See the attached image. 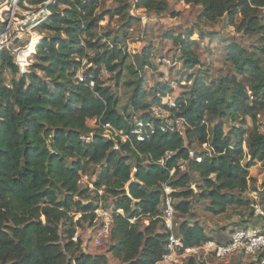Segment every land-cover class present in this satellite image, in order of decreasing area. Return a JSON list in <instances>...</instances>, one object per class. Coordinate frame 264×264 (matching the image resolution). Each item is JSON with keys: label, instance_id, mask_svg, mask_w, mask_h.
Returning <instances> with one entry per match:
<instances>
[{"label": "trees", "instance_id": "trees-1", "mask_svg": "<svg viewBox=\"0 0 264 264\" xmlns=\"http://www.w3.org/2000/svg\"><path fill=\"white\" fill-rule=\"evenodd\" d=\"M107 1L113 7L105 9ZM179 1L200 6L206 22L226 18L239 32L264 40V0ZM28 3L49 12L36 27L41 39L33 65L6 83L5 72L16 75L19 67L10 50L0 52V264H112L107 254L85 252L83 241L73 240L78 227L98 225L100 188L105 199H112L109 251L118 264H157L168 253L163 184L172 189L175 234L185 247L212 238L190 218L195 201H208L206 210L214 215L249 206L243 194L251 187L250 169L264 165V132L258 123L264 111V47L250 51L229 45L227 60L237 75L215 81L188 76L189 90L175 105L163 102L170 87L155 86L154 98L147 101L141 77L123 82L133 89L134 114L126 113L103 74L118 87L124 71L138 75L151 64L149 50L136 63L128 62L124 44L139 21L131 11L162 15L169 1ZM194 34L190 30L184 40L174 39L187 68L199 63ZM155 107L167 117L156 116ZM172 119L185 121L183 131H162ZM226 123L234 124L228 132ZM92 167L99 168L93 191L79 184ZM188 264L199 263L190 258Z\"/></svg>", "mask_w": 264, "mask_h": 264}, {"label": "rangeland", "instance_id": "rangeland-1", "mask_svg": "<svg viewBox=\"0 0 264 264\" xmlns=\"http://www.w3.org/2000/svg\"><path fill=\"white\" fill-rule=\"evenodd\" d=\"M168 1L170 8L162 15L146 12L144 9H132L131 11L132 15L139 17V21L134 24L130 31V38L124 44V49L130 55L128 62L137 61L145 51L149 50L151 53V64L146 66L144 70H139L138 75L131 74L128 70L124 71L122 82L118 87L115 86V80L109 74H103L107 84L117 92L120 99L119 108L121 111L134 114L129 101L133 89L124 86L123 82L141 77L144 80V88L149 92L147 101H152L154 98L152 91H155V86L157 88L170 87L172 90L163 98V102L175 105L177 98L183 97L184 93L189 90L191 82H188V76L202 74L208 80L215 81L220 77L237 75V71L227 60L229 45L236 43L250 51L255 48L264 47V40L260 35L247 36L244 32H239L235 27L228 25L226 18L217 23H209L201 17L202 8L200 6L186 5L179 0ZM113 5L112 1H107L105 9L113 7ZM33 11H40L41 17L49 15V12L43 5H33ZM262 15H264V10L262 11ZM108 23V18H106L101 24L107 26ZM111 27H116L115 20L111 22ZM190 30H194L195 32L192 39L199 41V47L195 50L199 63L195 64L192 68H187L184 64V59L181 58V46L174 39L181 37L184 40L186 33ZM34 31L36 32L37 30H31L32 33ZM38 33L40 38H37L41 39V34L37 31ZM202 35L203 37H201ZM32 36L28 31L23 38H20L16 42L15 46L24 47L29 44ZM261 57L264 60V54ZM30 58L33 59L34 57L31 56ZM18 67L20 69L16 75L5 72L6 83H10L13 78L28 72L30 66L26 65L21 68L18 65ZM239 79L242 80L241 75H239ZM154 114L156 116L162 115L165 118L168 115L156 107L154 108ZM141 115L142 113L134 115L133 121H139L138 119ZM248 123L250 127L252 125L251 120ZM258 123L261 131L264 132V111L258 116ZM89 124L94 127L95 121L91 120ZM233 125V123H226L225 131L228 132ZM182 128L180 130L183 131ZM105 134L109 138L112 136L111 131H105ZM98 170V167H92L90 173L82 174L79 180L80 186L84 189H91L89 184L93 185ZM250 176L252 179L251 187L243 194V197L250 203L248 207L231 206L226 213L214 215L206 210V207L209 205L208 201H195L190 218L193 222L203 225L207 233L212 237L211 239L219 241L228 240L230 232L233 229L244 225L264 226V218L256 216L252 207L254 203H257L264 211V165L258 163L252 167L250 169ZM193 188L196 190L195 185ZM93 195L96 194L93 193ZM97 195L99 197L98 203L102 202L106 208L111 210L112 199H105L106 194L100 196L97 193ZM145 223L148 224V220H145ZM77 232L78 238L83 241L82 247L85 252L94 255L107 254L112 264L119 263L110 254V239H104L99 244L96 243L95 231L93 228L87 227V224L78 227ZM190 258L197 260L199 264H257V259H259L240 253L225 258H218L213 253L206 254L203 252L200 255L181 258L178 264H188Z\"/></svg>", "mask_w": 264, "mask_h": 264}, {"label": "built area", "instance_id": "built-area-1", "mask_svg": "<svg viewBox=\"0 0 264 264\" xmlns=\"http://www.w3.org/2000/svg\"><path fill=\"white\" fill-rule=\"evenodd\" d=\"M45 18L46 16L41 17L40 11H33V5H30L28 0H0V52L7 49L10 50L13 56H15L17 66L19 65L23 68L27 65L30 66V69L34 63V58L31 59L30 57L36 55V46L40 40L38 39L40 38L39 33H32L31 30H35ZM28 31L33 35L29 44L24 47H16V42L20 38H23ZM34 35L38 38L35 39ZM251 99H253L252 95ZM184 123L185 121L183 119H172L162 127V131L180 130L184 126ZM110 129L111 126L106 125V131L110 132ZM140 138L143 139L142 137ZM115 148L118 149V146ZM171 155V152L167 153V157ZM197 160L201 161V158H197ZM159 162L164 164L165 158H162ZM173 172L174 170L172 174ZM163 186L166 193L164 200V221L167 229L171 233L167 245L168 253L157 264H178L181 258L200 255L203 252L206 254L213 253L218 258H225L240 253L259 258L257 259V264H264V226L248 225L235 228L230 232V238L228 240L219 241L210 239L200 245L185 247L181 238L175 234L174 208L170 196L172 189L167 184H163ZM89 187L94 189V185L91 183ZM98 194L100 196L104 195V188L98 189ZM252 207L256 216L264 218V211L259 204L254 203ZM95 212V223L98 222V225L93 230L96 235L95 241L99 244L104 239L109 238L113 218L112 211L106 208L102 202L98 203ZM73 240L78 241V232L74 235Z\"/></svg>", "mask_w": 264, "mask_h": 264}, {"label": "bare ground", "instance_id": "bare-ground-1", "mask_svg": "<svg viewBox=\"0 0 264 264\" xmlns=\"http://www.w3.org/2000/svg\"><path fill=\"white\" fill-rule=\"evenodd\" d=\"M34 32H35V31H34ZM34 32H33V33H34ZM36 32H37V31H36ZM36 38H37V36H35V39H36ZM31 39H32V37H31Z\"/></svg>", "mask_w": 264, "mask_h": 264}]
</instances>
